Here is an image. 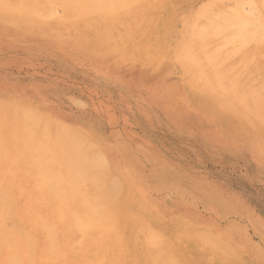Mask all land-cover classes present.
I'll return each instance as SVG.
<instances>
[{
	"label": "rangeland",
	"instance_id": "374dc122",
	"mask_svg": "<svg viewBox=\"0 0 264 264\" xmlns=\"http://www.w3.org/2000/svg\"><path fill=\"white\" fill-rule=\"evenodd\" d=\"M180 1L158 0L160 16L167 12L174 17L172 21H176L177 16L181 19L180 16H183L184 12L186 14L194 11V8L206 0ZM225 1L230 3V0ZM52 5L57 7L55 2ZM212 5L215 6L213 3ZM63 9L58 6L56 11L62 15ZM151 12L157 13L158 10ZM15 13L18 15L12 16L8 12L0 15V121L5 123L4 128L0 130V139L5 147L4 152L0 153V157L4 159L0 161L4 166L7 164L0 171V194L7 191V184L13 179L17 188L14 186L12 190L8 189L10 194L14 191L12 193L15 196L22 198L29 190L22 191L19 187V182L24 187L29 183L25 176L28 170L25 169L23 157L26 153L25 145L17 144L22 139L25 141L24 134L29 129L28 123H25L26 118L23 119V109L28 108L35 112L34 114L41 115L40 124L38 120L41 117H38V120L35 118L39 128L44 130L42 125L49 124L46 130L51 132L48 135L50 134V140L53 142L58 140L61 136L59 131L62 130L55 127V121L72 128L76 125L77 133L81 132L88 138L87 142L84 138L81 140L83 147H87L84 150L89 152L95 145L97 147L91 152H96L95 149L99 148L105 159H108L105 164L107 172L104 171L109 174V178H100L105 182L118 180V185H115L119 186V193H116L115 198L118 200L119 209L125 206L123 209L128 208L129 213L144 215L149 223L157 227L163 226L169 233L175 230L176 233L179 229L175 235L178 236L180 232V241L175 243L185 241L184 248L179 243L186 253L185 260L189 259V262L193 261L194 264H219L222 259L221 264H230L229 261L232 264H264V151L258 148V145L264 143V129H257L261 133H256L255 128L245 120L242 122L246 127L243 123L240 126L229 124L230 122L210 112L202 96L180 84L170 62L163 61L162 65H158L156 60L151 63L145 58L149 51L135 45H109L104 34L112 28L108 27V23L104 25L105 22L100 25L98 21L102 19L98 15L89 16L87 19L91 21L88 22L85 19L73 22L62 20L61 24L55 18L46 19L47 23H38L35 17L26 13L25 18L23 12ZM140 16H135L133 23H146L145 17ZM116 25L118 24L114 23V26ZM144 26L141 29H146ZM158 26L160 29V24L153 28L158 29ZM143 38L148 40H144L145 43L150 41L151 50L157 48L150 38L147 39V35ZM102 54H107V57ZM154 66L158 69H154ZM261 70L264 75V67ZM47 118L48 122L43 123ZM12 120L18 122L17 128H13L10 123ZM240 127H248L247 129L252 131L249 129L248 133H245ZM234 128L242 135L236 134ZM39 130L35 134L41 138L40 135L45 130ZM13 133L17 138L13 139ZM80 138L82 139L81 136ZM90 142L93 144L92 149L88 144ZM57 143L60 144L61 141L58 140ZM43 144L49 145L46 142ZM20 145L22 146L19 148ZM14 146L21 149L19 153ZM6 153L8 158L5 157ZM49 155L56 159L53 152L46 157ZM5 158L6 162H10L4 163ZM7 166L9 170L11 168L16 172L17 176L9 171ZM2 185L6 188L3 189ZM35 193L34 197L37 199L44 198L40 195H48L47 197L51 198L56 196L55 193L53 196L52 192L45 193L42 190L29 194L32 196ZM10 194L7 195L10 197ZM15 196L14 198L18 199ZM21 210H26L25 204L21 205ZM149 216L151 218H148ZM190 231L195 236L197 232L203 231L217 233L219 239L224 240L222 242L217 237L220 245L225 244L222 248L230 245L229 247L234 249L233 252H237L233 254L237 256L239 252L240 256L233 257L237 258L235 261L233 258L231 261L228 256V261L224 256L227 250H230L229 247L221 257V252L220 255L214 253L218 252L216 250L221 246H213L217 243L212 236H209V239L213 238L211 244L214 242L212 248L216 249L215 251L212 250L211 244L206 245L205 239L204 242L200 240L201 243L198 236L194 241V236L189 239ZM77 234L83 236L82 232H78L75 238ZM205 235L208 236L207 233ZM79 236L78 240L82 238ZM191 253L195 256H189ZM200 254H203L201 256L205 260L201 256L198 257ZM208 254L213 261L207 260Z\"/></svg>",
	"mask_w": 264,
	"mask_h": 264
},
{
	"label": "bare ground",
	"instance_id": "6f19581e",
	"mask_svg": "<svg viewBox=\"0 0 264 264\" xmlns=\"http://www.w3.org/2000/svg\"><path fill=\"white\" fill-rule=\"evenodd\" d=\"M206 1L194 8V11L186 14L184 12L185 15L180 16L181 19L177 16L178 21H172L174 17L166 11L165 15L161 14L163 18L160 16L158 0H0V15L7 14V12L12 16L18 15L15 13L18 11L23 12V15L26 13L35 17L36 21H39L38 23L55 18L61 24H63L62 20L73 22L85 19L88 22L91 21L88 20L89 16L91 17L92 14L93 16L98 15L102 19V21H98L99 24L105 22L104 25L108 23V27L112 28L104 34V38H106L109 45L111 43H113V46L121 43V47L135 45L142 50L149 51L145 58L151 63L156 60H158V65H162L163 61L170 62L180 84L189 91L202 96L210 112L222 117L226 122H230L229 124L233 123L240 126L243 123L242 120H245L255 128V132H260L258 130L264 129V75L261 70L264 67V0H227L230 3H226L224 0ZM54 2L55 5L57 3V7L60 6L62 9L64 6L62 15L57 13V7L51 6ZM58 2L60 5H58ZM179 2L181 1L179 0ZM192 3L194 4V2ZM212 3L215 6H221L220 8L215 7ZM154 8L158 10L157 13L151 12V10H155ZM138 14L145 17L146 23H133L135 16ZM20 17L22 16L20 15ZM23 19L21 21L24 22L25 19ZM120 20L122 21L119 22ZM114 23L118 25L114 26ZM158 24L161 25L160 29L159 26L158 29L153 28ZM143 26L146 27V29L143 28L144 32L141 29ZM151 27L152 30H150ZM145 35H147V39L150 38L157 48L151 50L150 41L145 43L148 42L143 38ZM80 42L82 41L80 40ZM109 45L107 44V46ZM110 50L112 51V49ZM106 55L103 56L106 58ZM156 67L154 66V69ZM23 110L25 112L24 118H22L24 120L26 118L27 122L25 121V123H28L29 129H25L27 130L24 134L25 141L19 137L21 141L17 144L25 145L26 153L23 154V157L26 164L25 169H28L25 176L29 185L24 187L19 182V187L22 191H24L23 189L29 190L28 193L21 194L23 195L22 198L15 196L12 193L14 191L10 194L8 189L12 190L17 185L15 184L16 181L13 182V179L10 180V184L7 182V191L0 194V264H194L193 261L191 263L189 259H184L186 253L180 245L182 244L184 248L185 241L181 240L180 245L175 243L180 241L178 240L181 236V234L179 235L180 232L176 236L179 229L176 233H174L176 230L169 233L165 227H157L155 224L149 223L150 221L148 222L144 215L137 214V212L129 213L127 212L129 211L128 208L127 210L123 209L125 206L121 208L124 211L119 209L118 200L116 201L117 198H115L116 193H119V186L115 185H118L116 183L118 180L114 178L115 181L106 180L105 182L100 178H109V174H105L107 170L105 164H107L108 159H105V155L99 151V148L98 150L95 149L96 152H91L97 147L91 142V144H88L91 149L93 148L92 145L94 148L89 152L84 150L87 147H83L84 143L81 140L84 138L87 142L88 138L86 139L85 134L84 137L81 132V135L77 133L76 125L73 129L65 123L55 121V127L62 129L59 131L61 136L58 137L57 134L55 136L56 139L58 137L61 143L56 144L58 140L54 143L51 139L53 142L51 145V136L48 135L51 132L46 130L49 124L42 125L47 133L42 132L44 130L36 125L41 123V115L34 114L35 112L33 113L28 108ZM38 117H41V119L38 120ZM35 118L39 121L38 123H36ZM46 122H48V118L43 121V123ZM10 123L14 128L18 122L12 120ZM244 124L243 126L246 127L247 125ZM4 126L5 123L0 121V130ZM230 126L233 127V125ZM247 128H241V130L246 133L250 129ZM36 129L41 130V138L36 135ZM250 130L252 131V129ZM74 131L76 132L74 133ZM57 132L58 130H56ZM238 132L239 130H236L235 133L238 134ZM14 135L13 139L17 138L16 134L13 133ZM238 135H242V133ZM1 140L0 153L2 154L5 147H3L2 144L4 143ZM43 142L49 145H44ZM53 147H60V150L58 151V148L57 150L56 148L51 150ZM14 148L18 149L15 146ZM258 148L264 151V143L258 145ZM20 150L18 149L16 152L19 153ZM52 152L56 159L51 157L52 155L46 157ZM5 157L8 158V154ZM6 158L4 163L10 162V160L6 162ZM1 159L4 158L0 157ZM16 161L15 163L18 162ZM6 165L4 166L3 162L0 161V171ZM18 170L20 169L18 168ZM9 171L13 172L11 168ZM11 172L8 173L11 174ZM5 173H3V178ZM13 174L16 175V172H13ZM4 183L6 185V182ZM2 186L3 189L6 188V186ZM35 190H42L45 193L52 192L53 196L55 194L56 196L51 198L45 194L46 197L40 195L44 198L37 199L34 197L36 193L32 196L29 194H32ZM7 194H10V197ZM22 204L26 205V210H21ZM132 211L130 210V212ZM163 225L165 226V224ZM176 227L178 228V226ZM191 231L189 234H191ZM78 232L83 234V236L80 235L82 238L79 240L77 238L78 234L75 238ZM193 233L188 235L186 232L190 236L189 239L194 236L192 240H195L198 236L197 238H200L198 241L202 240L204 242L205 239L206 245H210L215 240L217 245H213V242L211 248L220 245L217 241L219 239L217 233L203 231L202 233L197 232V236ZM206 233L208 236L205 235ZM186 234L185 236H187ZM209 236L214 239L211 238L213 239L211 241ZM199 245L201 246V244ZM222 245L225 246L224 243H221V247H217L220 251L212 248L213 251H218L214 253L220 255L219 252H221V257L224 256V251L230 246L222 248ZM202 246H204L203 249L206 248L204 243ZM230 247L228 249L232 252L227 250L228 255L225 253L224 257L229 256L232 261V258L240 256V253L238 252L237 256L234 255L237 252H233L234 249ZM198 248L201 249L199 246ZM209 248L208 251L211 249ZM209 254L208 256L211 258L213 253ZM201 255L203 256V254H200L198 257ZM189 256L195 255L191 253ZM209 258L208 261H213L215 257L213 258L212 255L213 259L209 260ZM203 259L205 260V258ZM226 260L225 262H227ZM221 261H219V264H221ZM229 263L232 264L230 261ZM233 264L239 263L234 262Z\"/></svg>",
	"mask_w": 264,
	"mask_h": 264
}]
</instances>
